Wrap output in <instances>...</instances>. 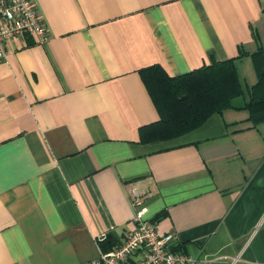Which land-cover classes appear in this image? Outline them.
Returning a JSON list of instances; mask_svg holds the SVG:
<instances>
[{"label": "crops", "instance_id": "1", "mask_svg": "<svg viewBox=\"0 0 264 264\" xmlns=\"http://www.w3.org/2000/svg\"><path fill=\"white\" fill-rule=\"evenodd\" d=\"M35 1L47 39L15 35L0 59V264H93L133 228V188L192 264H264V122L226 108L141 141L159 113L139 73L235 58L242 105L264 0Z\"/></svg>", "mask_w": 264, "mask_h": 264}, {"label": "trees", "instance_id": "2", "mask_svg": "<svg viewBox=\"0 0 264 264\" xmlns=\"http://www.w3.org/2000/svg\"><path fill=\"white\" fill-rule=\"evenodd\" d=\"M244 54L240 51L237 57ZM251 58L257 79L248 88V99L239 106L234 100L243 96L244 90L235 58L213 61L178 76L167 74L160 65L140 69V76L159 113L157 121L140 128L141 141L178 137L226 108L247 110L252 126L264 122V45H259ZM101 247L104 251L108 249Z\"/></svg>", "mask_w": 264, "mask_h": 264}, {"label": "built area", "instance_id": "3", "mask_svg": "<svg viewBox=\"0 0 264 264\" xmlns=\"http://www.w3.org/2000/svg\"><path fill=\"white\" fill-rule=\"evenodd\" d=\"M34 34L38 41L48 37L35 0H0V59L6 56L5 42L15 35ZM133 228L118 244L103 251L93 264H192L193 259L172 247L174 235L160 234L156 224L145 219L144 195L131 189ZM107 237L105 232L98 241Z\"/></svg>", "mask_w": 264, "mask_h": 264}, {"label": "rangeland", "instance_id": "4", "mask_svg": "<svg viewBox=\"0 0 264 264\" xmlns=\"http://www.w3.org/2000/svg\"><path fill=\"white\" fill-rule=\"evenodd\" d=\"M250 65H249V63H243L241 66H240V70H239V74H240V78L242 79V85H243V87H245L246 86V84H245V82H249L250 83V81L252 80L251 78H250ZM251 72H252V68H251ZM249 73V74H248ZM253 74V73H252ZM252 74H251V76H252ZM246 80H245V79ZM242 101H243V98L242 97H239V98H236L235 100H234V102L236 103H242Z\"/></svg>", "mask_w": 264, "mask_h": 264}]
</instances>
